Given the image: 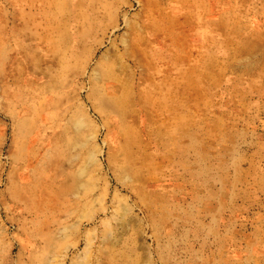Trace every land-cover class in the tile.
I'll return each mask as SVG.
<instances>
[{"label": "rangeland", "instance_id": "obj_1", "mask_svg": "<svg viewBox=\"0 0 264 264\" xmlns=\"http://www.w3.org/2000/svg\"><path fill=\"white\" fill-rule=\"evenodd\" d=\"M0 264H264V0H0Z\"/></svg>", "mask_w": 264, "mask_h": 264}]
</instances>
